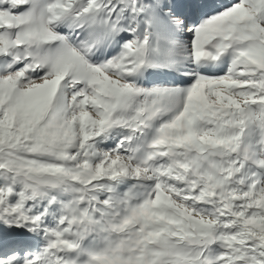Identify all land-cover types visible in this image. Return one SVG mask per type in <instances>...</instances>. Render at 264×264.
Masks as SVG:
<instances>
[{
  "label": "snow or ice",
  "instance_id": "6c2138e0",
  "mask_svg": "<svg viewBox=\"0 0 264 264\" xmlns=\"http://www.w3.org/2000/svg\"><path fill=\"white\" fill-rule=\"evenodd\" d=\"M0 264H264V0H0Z\"/></svg>",
  "mask_w": 264,
  "mask_h": 264
}]
</instances>
